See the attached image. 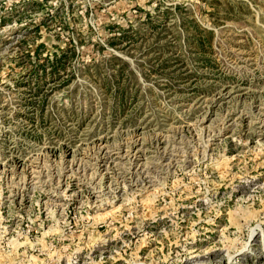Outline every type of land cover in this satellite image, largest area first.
Returning <instances> with one entry per match:
<instances>
[{"label": "rangeland", "instance_id": "obj_1", "mask_svg": "<svg viewBox=\"0 0 264 264\" xmlns=\"http://www.w3.org/2000/svg\"><path fill=\"white\" fill-rule=\"evenodd\" d=\"M0 264H264V0H0Z\"/></svg>", "mask_w": 264, "mask_h": 264}, {"label": "trees", "instance_id": "obj_2", "mask_svg": "<svg viewBox=\"0 0 264 264\" xmlns=\"http://www.w3.org/2000/svg\"><path fill=\"white\" fill-rule=\"evenodd\" d=\"M196 29H199V28H196ZM204 31H206L207 33H208V35L210 36V37H208L209 39L210 38H212V36H213V34H212V31L211 30H204ZM118 40H120V43H122V42H125V41H128V40H130V38H129V36H126V35H124V36H120L119 38H118ZM195 47H196V49L197 50H200V51H202L201 49H202V45L201 44H199L198 42L195 44ZM36 51H37V49H36ZM63 52V51H62ZM74 54V53H73ZM72 55V54H71ZM63 56V55H62ZM71 57V56H70ZM68 59V58H67ZM111 59H113V60H117V61H121V60H118L117 58H111ZM52 62L50 63L51 64V69H50V72L53 74V75H55V77H56V75L58 76V74H60V72L61 71H64V64L63 63H65L64 61L66 60V58H62L61 59V56H58L57 54H53V56H52ZM49 62V61H48ZM125 65H124V68L126 67V68H129V65L127 64V63H124Z\"/></svg>", "mask_w": 264, "mask_h": 264}]
</instances>
